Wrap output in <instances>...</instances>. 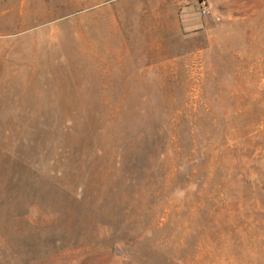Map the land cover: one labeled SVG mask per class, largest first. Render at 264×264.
Masks as SVG:
<instances>
[{
  "label": "rangeland",
  "instance_id": "obj_1",
  "mask_svg": "<svg viewBox=\"0 0 264 264\" xmlns=\"http://www.w3.org/2000/svg\"><path fill=\"white\" fill-rule=\"evenodd\" d=\"M0 264H264V0H0Z\"/></svg>",
  "mask_w": 264,
  "mask_h": 264
},
{
  "label": "built area",
  "instance_id": "obj_2",
  "mask_svg": "<svg viewBox=\"0 0 264 264\" xmlns=\"http://www.w3.org/2000/svg\"><path fill=\"white\" fill-rule=\"evenodd\" d=\"M203 11H204V9H203Z\"/></svg>",
  "mask_w": 264,
  "mask_h": 264
}]
</instances>
